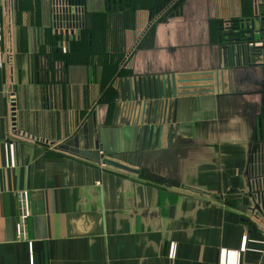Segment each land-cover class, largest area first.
I'll use <instances>...</instances> for the list:
<instances>
[{
    "label": "crops",
    "instance_id": "crops-1",
    "mask_svg": "<svg viewBox=\"0 0 264 264\" xmlns=\"http://www.w3.org/2000/svg\"><path fill=\"white\" fill-rule=\"evenodd\" d=\"M155 1L135 9L133 28H121L125 54L152 23ZM14 2L9 5L15 130L0 0V264H264V227L241 213L250 207L247 165L263 58H230L214 42L215 23L247 17L245 0H184L178 15L156 24L143 48L132 53L129 72L103 91L108 70L102 57L92 56L98 54L92 47L65 68L36 66L48 35L34 14L45 17L47 10L33 6L29 19L15 21ZM257 3L264 13V0ZM255 28L264 29V21ZM260 35L264 39L260 33L253 41ZM215 71L223 96L206 92L204 97L214 98L210 111L186 107V113L207 120L196 122L192 136L179 145L172 139L168 148L163 140L164 155L148 165L153 179L42 145L93 149L99 130L108 144L107 133L121 129L118 118L123 107L129 109L122 99L140 97L157 79L175 76L180 100V93L213 85ZM45 73L54 75L51 81L41 78ZM147 105L148 100L144 119ZM156 126H162L158 118Z\"/></svg>",
    "mask_w": 264,
    "mask_h": 264
},
{
    "label": "water",
    "instance_id": "water-1",
    "mask_svg": "<svg viewBox=\"0 0 264 264\" xmlns=\"http://www.w3.org/2000/svg\"><path fill=\"white\" fill-rule=\"evenodd\" d=\"M127 0H107V6L109 2L113 5V9H121ZM5 2V16H6V29H7V65L9 70V97H10V114L12 129L14 128V116H15V102L13 97V84H12V64H11V34H10V0H4ZM248 15L244 19H235L238 23V27L241 32L245 34H250V38L246 39H233L231 36L235 32H225L228 27H222V34L219 38H224L226 42L221 48L223 49L225 55L230 58L246 57L249 61L250 56L261 55L260 53L255 54V51L262 50L264 47V39L261 35L258 37L257 41L254 40V35L264 33V29L257 30L255 28V23L257 21H264V13L258 12L259 4L257 0H245L244 4L248 6ZM109 8V6H108ZM228 22L229 21H225ZM232 29V27H230ZM229 34V36H227ZM72 35V32H71ZM227 37H230L227 39ZM219 41V42H220ZM252 41V42H250ZM255 44V45H254ZM261 44V46H260ZM253 45V46H250ZM65 46L67 44L65 43ZM67 52V51H66ZM129 53H127L128 55ZM126 55V56H127ZM219 72H214V84L211 86H199L196 89V93H180L179 95L193 96L191 98L177 99V92L175 88V76L165 77L164 79H157L158 81L153 82L148 88H144V93L140 97H132L131 99H122L124 102H129V110L126 115L124 111L118 118V126L121 129L111 130L107 133L108 144L103 136L104 131L99 130L97 140L93 143V149L89 147L84 149H67L63 146H53L52 144H42L46 147L52 148L53 150L73 153L83 159L91 160L96 163H100L103 166L116 169L118 171L128 173L131 175H141L148 179H153L152 168H149V164L157 157L162 154L160 151L163 140L166 139L167 147L170 148L171 140H174V144H180L182 137L192 136V133L188 129H193L196 122L204 121L207 119H200L199 113H186V107L189 110L191 107L192 112L198 111H210L213 106V99H219L223 96V86L219 83ZM211 91H202L205 89H210ZM206 92H214L215 97H204ZM261 94H264L262 92ZM148 100V113L146 119H144V111L146 106V101ZM154 101V103H152ZM136 103V105H135ZM181 105V106H179ZM135 106V107H134ZM127 107V105H126ZM180 107L182 108L180 111ZM134 108V113H133ZM153 108V113L151 116V111ZM126 109V108H125ZM184 109V111H183ZM178 110L181 112H178ZM131 112V113H130ZM157 118L159 123L162 124L161 127H157ZM150 124L152 126H150ZM166 127L163 128V126ZM264 125V121L263 124ZM260 127V125H258ZM189 127V128H188ZM253 127V137L252 141L261 140V135L258 134ZM158 129V131H157ZM260 137V138H259ZM88 136L85 137V142L88 141ZM111 140V143L109 144ZM123 140V141H122ZM32 141V140H30ZM122 143L120 144V142ZM36 144H41V142L33 141ZM88 146V145H87ZM111 157V158H109ZM155 180H162L159 177H154ZM164 181V180H162ZM172 184V183H171ZM176 184V183H175ZM177 185V184H176ZM247 189H249L247 183ZM249 196V195H248ZM250 197V196H249ZM257 209V207H255Z\"/></svg>",
    "mask_w": 264,
    "mask_h": 264
},
{
    "label": "flooded vegetation",
    "instance_id": "flooded-vegetation-1",
    "mask_svg": "<svg viewBox=\"0 0 264 264\" xmlns=\"http://www.w3.org/2000/svg\"><path fill=\"white\" fill-rule=\"evenodd\" d=\"M32 1V7L35 9L46 8L49 9V13H46V25L42 27V31L44 34L48 35L42 41L41 45H45L42 48L41 59H36V66L40 67H59L65 68L69 63L73 62L75 57V51L73 47H70V44L74 43V47L76 44L78 45V49L84 50L87 46L94 48L97 50L101 48L102 45V37H101V23L99 22V17L103 13V9L105 5H107V0H68L71 4L68 5V11L66 15V19L53 17L51 13V2L52 0H34ZM146 0H128L125 5L127 10L134 11L135 6L143 5ZM184 0H156V5H160V3H166L165 6H159L156 9V14L154 15V19L152 23L147 24V30L153 23L160 24L165 22L168 18L178 15L180 11V6ZM106 3V4H105ZM44 5V6H42ZM179 5V6H178ZM42 6V7H41ZM109 8L111 6L109 2ZM178 6V7H177ZM41 7V8H40ZM122 8V6H120ZM113 10V9H112ZM135 13V11L133 12ZM39 14H37L38 16ZM39 17V16H38ZM151 17V11H150ZM40 18V17H39ZM62 19V20H61ZM101 21V19H100ZM37 23V22H36ZM238 25V24H237ZM227 28L224 30L225 32H230L232 29ZM139 34L138 37L142 36L143 32ZM72 32V35H71ZM232 32L237 33V39H246L250 38V34H245L241 32L239 28H235ZM65 43L67 46H65ZM261 46V44H260ZM67 51V52H66ZM259 53L263 58L262 65L264 66V47ZM51 76L50 73H45L41 76L42 79H49ZM258 94L260 95V102L257 109V114L255 116L254 129L258 134L261 135V140H259V147L261 152L264 154V79L258 83ZM260 125V127L258 126ZM253 143V141H252ZM251 143V144H252Z\"/></svg>",
    "mask_w": 264,
    "mask_h": 264
},
{
    "label": "trees",
    "instance_id": "trees-1",
    "mask_svg": "<svg viewBox=\"0 0 264 264\" xmlns=\"http://www.w3.org/2000/svg\"><path fill=\"white\" fill-rule=\"evenodd\" d=\"M32 1L33 3H35L34 0H15L14 2V10H18L21 6L25 5V9L27 12H31L32 10ZM128 1V0H127ZM126 1V2H127ZM249 1V0H247ZM167 3V2H166ZM166 3H160V5H155L154 7H152L151 10V16L154 14H156V9L159 6H165ZM155 4H157L155 2ZM179 6V5H178ZM177 6V7H178ZM248 7H249V3H248ZM138 9V6H135V9ZM136 9V10H137ZM135 11V10H134ZM134 11L131 10H127L126 9V5L125 3L122 5L121 9H109L106 5L105 8L103 9V13L100 15L99 17V22L101 23V27L100 30L101 31V37L102 35L108 33V36L106 38L102 37V45L101 47L103 48H99L98 49V54H93L92 56L94 57H102L103 58V65L106 66V69L108 70V75L103 78V82L102 85L100 86L101 91H103L104 87L109 84V83H113L116 78L120 75H125L126 73H128V68L125 67V62H123V58L125 55L124 49H123V30H121V28H128L131 29L134 26ZM118 13L122 14L121 18H118ZM101 19V21H100ZM154 19V17H153ZM222 23H215V29H214V42H216L218 45H225L226 42L224 41V38H221V41L219 40L221 34H222ZM237 21L234 20H230L229 21V25L232 27V31L238 27L237 25ZM154 26L155 23H153L147 30L144 31V33L142 34V36L139 38L137 44L135 45L133 51H130L128 56H132V53L136 50V49H142L143 46L145 45V38L150 36L153 31H154ZM230 31V32H232ZM229 33V32H228ZM227 36H229V34H227ZM233 37V39H237L238 37L236 36V34H232L231 35ZM121 37V40H120ZM230 37H227V39H229ZM220 41V42H219ZM70 47H73L74 50H79V51H75V56L77 55V53H82L84 52V50L89 49L93 46H87L84 50H80L78 49V45L76 44V46L74 47V43L70 44ZM78 47V48H77ZM97 53V52H95ZM52 76H54L52 74ZM51 76V77H52ZM54 79V78H53ZM109 88H105L104 92L106 93L107 91H109ZM102 94V93H101ZM104 94L101 95V99L100 101H102Z\"/></svg>",
    "mask_w": 264,
    "mask_h": 264
},
{
    "label": "built area",
    "instance_id": "built-area-1",
    "mask_svg": "<svg viewBox=\"0 0 264 264\" xmlns=\"http://www.w3.org/2000/svg\"><path fill=\"white\" fill-rule=\"evenodd\" d=\"M68 5L71 6L68 0H52V16L66 19ZM228 26V22L223 23V28H226ZM122 109H124L123 111L129 110L128 106H125ZM247 174V182L249 186L247 192L250 196V207L248 209H243L241 213L245 214L246 219H248V222H250V224L258 226L262 225L264 227V154L260 150L258 140L253 141L249 149ZM255 207H257V209H255ZM24 219L25 215L24 213H22L20 215L19 222L20 232H22Z\"/></svg>",
    "mask_w": 264,
    "mask_h": 264
},
{
    "label": "rangeland",
    "instance_id": "rangeland-1",
    "mask_svg": "<svg viewBox=\"0 0 264 264\" xmlns=\"http://www.w3.org/2000/svg\"><path fill=\"white\" fill-rule=\"evenodd\" d=\"M25 9V5H23V6H21L17 11H16V17H15V21H17V20H22V21H24L25 20V18H27V19H29L30 18V15H28L27 13H29V12H27L26 10H24ZM40 11H41V9H40ZM26 12V13H25ZM47 13H48V10H47ZM25 17H24V16ZM34 16H35V19L39 16L40 17V19H41V21H42V24H41V26H40V28L42 29V27L43 26H45L47 23H46V21H47V19H46V16L45 17H43V15H42V13L40 12V14L37 16L36 14H34ZM127 55V53L124 55V58H123V62H125V67H126V65H128V63L130 62V58H131V56H126ZM129 61V62H128ZM8 93H9V90H8ZM189 128V127H188ZM189 131H190V133H191V130L192 131H194V129H188Z\"/></svg>",
    "mask_w": 264,
    "mask_h": 264
}]
</instances>
